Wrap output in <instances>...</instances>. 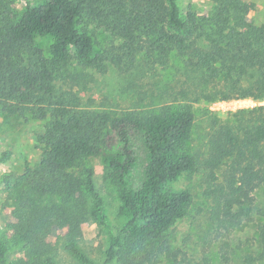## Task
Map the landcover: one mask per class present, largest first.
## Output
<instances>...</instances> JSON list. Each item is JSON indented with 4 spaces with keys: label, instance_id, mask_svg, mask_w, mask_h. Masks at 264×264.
<instances>
[{
    "label": "trees",
    "instance_id": "1",
    "mask_svg": "<svg viewBox=\"0 0 264 264\" xmlns=\"http://www.w3.org/2000/svg\"><path fill=\"white\" fill-rule=\"evenodd\" d=\"M212 1L211 11L188 13L186 19L178 0H42L37 5L25 0L17 18L0 1V112L45 122L38 138L40 163L27 165L20 176L4 177L16 217L11 245L0 232V264H58L59 230L65 232L64 251L93 264L79 241L84 214L106 235V264H158L169 252L166 234L192 202L188 190L174 188L183 174L196 170L186 149L194 124L190 108L115 116L84 109L80 96L58 89L56 81L72 59L96 69L108 61L122 70L133 67L139 54L161 67L176 54L200 73L203 85L222 79L235 96L264 101V24H253L242 0ZM90 24L120 43L96 56ZM38 39L50 40L47 54L37 47ZM251 111L252 119L221 133L228 148L215 147L207 162L216 181L215 171L234 157L232 173L219 188L227 192V212L252 204V192L264 185V106ZM95 157L120 190L115 224L93 170L87 168L83 176L73 171Z\"/></svg>",
    "mask_w": 264,
    "mask_h": 264
},
{
    "label": "rangeland",
    "instance_id": "2",
    "mask_svg": "<svg viewBox=\"0 0 264 264\" xmlns=\"http://www.w3.org/2000/svg\"><path fill=\"white\" fill-rule=\"evenodd\" d=\"M0 1L15 18L26 9L25 0ZM29 1L34 5L42 2ZM242 1L249 7L253 24L263 25L264 0ZM213 5L212 0H178L184 19L188 13L206 14ZM87 29L95 43L96 56H104L109 47L120 43L96 25L90 24ZM49 44V39L36 41L37 47L46 54ZM114 53L118 51L114 49ZM142 56L137 55L133 67L122 70L103 61V72L72 59L56 86L80 96L84 109L108 111L115 116L133 110L148 112L181 105L190 108L194 124L186 149L195 158L196 170L183 174L174 188L188 190L192 202L187 215L167 232L170 249L159 257L158 264H264V185L252 192V204L235 206L227 212L223 200L227 192L222 193L219 188L232 173L234 157L225 160L215 171L216 181L209 176L207 164L215 147L228 148L221 133L252 119L256 113L251 110L264 106V101L235 96L222 79L203 85L200 73L187 67L176 54L170 57L167 67L153 65ZM44 132L45 122L30 115L8 116L0 112V232L10 245L13 243L10 225L16 217V206L4 177L7 174L20 176L27 165L34 167L40 163L42 150L38 138ZM262 148L264 150V143ZM87 168L93 170L96 188L115 224L121 206L119 187L112 181L110 169L100 157L78 163L73 171L83 176ZM261 168L264 169V163ZM84 215L80 244L93 264H106V235ZM57 234V263L82 264L62 248L65 232L59 230ZM17 257L14 256V260Z\"/></svg>",
    "mask_w": 264,
    "mask_h": 264
},
{
    "label": "built area",
    "instance_id": "3",
    "mask_svg": "<svg viewBox=\"0 0 264 264\" xmlns=\"http://www.w3.org/2000/svg\"><path fill=\"white\" fill-rule=\"evenodd\" d=\"M218 110H220V109H218Z\"/></svg>",
    "mask_w": 264,
    "mask_h": 264
}]
</instances>
